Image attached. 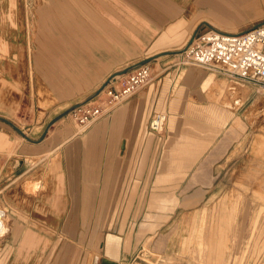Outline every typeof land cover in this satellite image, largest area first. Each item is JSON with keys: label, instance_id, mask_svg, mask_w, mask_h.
Returning <instances> with one entry per match:
<instances>
[{"label": "rangeland", "instance_id": "rangeland-1", "mask_svg": "<svg viewBox=\"0 0 264 264\" xmlns=\"http://www.w3.org/2000/svg\"><path fill=\"white\" fill-rule=\"evenodd\" d=\"M83 12L81 21L74 0H0V126L14 138L35 141L44 136H66L71 131L74 135L91 132L98 120L84 128L69 114L55 118L94 93L110 73L125 67L120 65L129 66L139 58L153 56L172 43L177 48L171 50L180 51L186 39L176 34L150 46L134 42V58L126 61L114 58L130 55L125 52V44L119 42L123 35L117 31V45L122 48L103 51L97 62L86 61L84 68L77 62V29H82L85 41L97 38L100 30L90 28L91 9ZM137 13L126 11L136 24L132 26V38L139 41ZM103 15L107 22V13ZM174 54L165 70L174 73L173 81L190 68L207 70L178 63V52ZM157 59L148 63L150 69ZM243 87L248 99L237 109L242 119L233 129L225 155L209 170L211 181L205 189L196 196L191 194L190 200L173 202L170 210L163 211L155 229L148 232L139 227L149 221L147 213L157 212L149 210L146 202L149 172L135 179L140 183L136 191L141 202H115L118 199L112 197L122 192L118 187L108 190V204L54 208L47 194V207L30 211L31 230L42 238L32 241L33 264H108L106 260L111 258L112 264H264V90L258 88L256 92L248 84ZM95 101L97 98L87 102ZM153 140L156 145L159 139ZM64 180L61 176L60 194L69 200L72 192L68 180ZM100 192L105 190L93 191L97 197ZM80 193L86 196L85 191ZM109 239L115 247L112 255L107 251Z\"/></svg>", "mask_w": 264, "mask_h": 264}, {"label": "crops", "instance_id": "crops-1", "mask_svg": "<svg viewBox=\"0 0 264 264\" xmlns=\"http://www.w3.org/2000/svg\"><path fill=\"white\" fill-rule=\"evenodd\" d=\"M83 9L93 12L90 28L100 30L96 34L99 40L85 41L84 32L77 29V62L84 68L86 61L97 62L103 51H118L117 31L123 35L119 42L125 44V52L130 55L114 58L127 61L134 58V42L150 46L179 34L180 39L186 38L179 46L182 49L194 31L240 33L264 19V0L263 4L259 0H74L81 21ZM132 10L138 12L135 21L140 28L139 41L132 38L134 23L132 15L130 19L126 14ZM173 46L177 48L172 43L155 54L172 51ZM173 55L156 57L151 83L98 118L91 132L74 135L67 130L66 136L22 141L0 126V264H33L32 241L42 238L31 230L30 211L47 207V194L54 208L108 204V190L118 187L122 192L112 197L118 199L115 202H141L136 191L140 183L135 179L149 172L146 202L149 210L157 212L147 213L149 221L139 227L148 232L155 229L163 211L170 210L173 202L190 200L191 194L196 196L207 187L209 170L225 155L233 129L242 119L237 109L248 99L243 87L248 83L195 68L173 81L174 73L165 72ZM250 87L258 92V88ZM261 94L264 98L263 91ZM156 137L159 140L154 145ZM61 176L70 184L69 200L60 194ZM99 189L105 192L97 197L93 191ZM109 241L107 251L112 255L115 247ZM106 263L112 264L113 259Z\"/></svg>", "mask_w": 264, "mask_h": 264}, {"label": "built area", "instance_id": "built-area-1", "mask_svg": "<svg viewBox=\"0 0 264 264\" xmlns=\"http://www.w3.org/2000/svg\"><path fill=\"white\" fill-rule=\"evenodd\" d=\"M178 56V63H189L264 90V22L240 33L214 29L196 32L189 46L182 48ZM150 79V64L139 65L110 79L94 97L97 98L95 103L81 104L68 114L85 128L133 96Z\"/></svg>", "mask_w": 264, "mask_h": 264}, {"label": "water", "instance_id": "water-1", "mask_svg": "<svg viewBox=\"0 0 264 264\" xmlns=\"http://www.w3.org/2000/svg\"><path fill=\"white\" fill-rule=\"evenodd\" d=\"M262 22H264V21H262ZM260 23H261V22H260ZM257 25H258V24H257ZM196 32H197V31H194V33H192V35H191V36L189 37V39L187 40V42H186V44H185L186 46H185L184 48H186L187 46H189V44H190V42L192 41V39H193L194 35L196 34ZM173 52H180V51H170V50H168L167 52L158 53V54H155V55L150 56V57H148V58H144V59H142V60H139V61H137V62H134V63H132V65H130V66H127V67H125V68H122V69H119V70L114 71V72L111 73V74H110L105 80L102 81L101 85L97 88V90H96L94 93H92L91 95L87 96L85 99L79 101V103L73 104V105L70 106L69 108H67V109H65L64 111H62L61 114H60L58 117H56L55 119L61 117V115L68 114V113H69L70 111H72L73 109L78 108L81 104H84V103H86L87 101H89L90 99H92V98H94L95 96H97V94H98L99 92H101V91L104 89V87L107 85V83L110 81V79L114 78L115 76L125 74V73L129 72L130 70H132V68H135V67H137V66H139V65H143V64L149 63L151 60H153L154 58L158 57L159 55H162V54H168V53H173ZM55 119H53L49 124H52V123L54 122ZM9 123H10V122H9ZM11 124L15 127V129H17V131H18L21 135H23V137H25V138L28 139V137H27L26 135H24V133H23L19 128H17L13 123H11ZM45 131H46V130H45ZM45 131H44V133H45ZM41 138H42V137H41Z\"/></svg>", "mask_w": 264, "mask_h": 264}, {"label": "bare ground", "instance_id": "bare-ground-1", "mask_svg": "<svg viewBox=\"0 0 264 264\" xmlns=\"http://www.w3.org/2000/svg\"><path fill=\"white\" fill-rule=\"evenodd\" d=\"M12 1V0H11ZM14 2V1H13Z\"/></svg>", "mask_w": 264, "mask_h": 264}]
</instances>
